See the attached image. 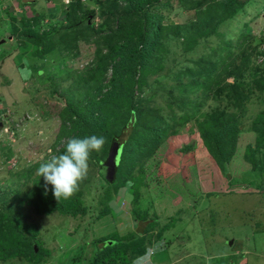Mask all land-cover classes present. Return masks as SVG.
Instances as JSON below:
<instances>
[{"label":"rangeland","instance_id":"374dc122","mask_svg":"<svg viewBox=\"0 0 264 264\" xmlns=\"http://www.w3.org/2000/svg\"><path fill=\"white\" fill-rule=\"evenodd\" d=\"M71 2L0 0V117L4 121L0 125V147L5 145L0 149V198L4 199L3 204L10 205L8 208L12 211L18 207L10 215L8 208H3L0 202V264H225L230 261L234 264H264V187L260 186L264 182V172L252 170L245 159L249 155L248 146L253 150L256 148L255 135L258 133L254 125L257 114L264 107V88L253 86L243 108L231 104L226 107V113L237 115V121L242 125L237 140L232 138L236 151L227 175L212 162L203 145L198 126L202 117L200 111L180 123L171 117L175 112V117L180 118L179 113L182 112L173 101L177 96L182 98L178 77L171 74L153 82L177 60H181L183 65L185 62L192 65L195 58L207 63L210 62L207 58L214 59L208 52L217 48L216 43L221 36L216 32L211 31L206 37L199 36L193 50L185 53H180L181 49L176 52V45L163 39L159 44L160 51L167 48L163 65L157 67L153 61L155 58L151 56V61L138 66L135 72L140 76L148 72L145 73L147 68L153 69L144 76L146 87L142 88L146 93L157 90L144 104L158 107L160 114L171 124L167 137L159 141L152 158L145 162L143 181L146 180L147 184L141 185L140 194L143 193L136 201L133 200L132 186L119 185L117 192L107 201L109 210L93 218L101 207L99 198L102 191L106 189L98 186L99 165L96 162H89L88 174L80 182L79 190L71 196V201L59 200L60 205L72 202L71 205L79 210L75 214L60 210L56 204L50 206L53 200H57L52 189L37 198L30 195L28 201L23 198L25 193L31 192L32 180L40 177L37 175L39 159L55 154L53 144L59 133L61 137L56 148L68 137L64 132L61 135L64 124L61 115L67 102L64 90L68 80L62 76L63 68L57 69V64L54 65L56 57L53 55L58 54V50L53 49V41L47 45L46 53L29 57L32 49L20 44L23 39L19 33L26 22L31 30L55 28L54 34L60 33L62 40L64 32L77 29V24H72L69 29L63 25L68 21L65 9ZM79 2L92 9L87 14L88 22L94 20L95 27L100 30L92 32L89 41L83 38L76 41L78 52L65 58L66 67L67 63L73 68H82L93 60L95 44L92 40L102 39L118 25L104 16L106 10L103 5H112L109 0ZM116 3L121 5L123 1L117 0ZM170 4L168 9L150 7L154 12L169 14L162 23L169 20L184 22L196 15L194 8L189 7V10L179 0H171ZM235 5L237 10L220 21L218 30L233 39L246 36L256 47V52L264 49V0H239ZM122 41L130 44L129 39ZM59 47L73 52V47L63 48V44ZM103 48L107 50V46ZM259 55L258 62L264 59L262 53ZM240 60L241 56L233 62ZM227 61L228 68H231L230 57ZM126 70L123 67L119 69L123 77L129 75ZM110 72L109 67L107 77ZM249 72L242 84L253 83L254 75ZM50 74L57 80L56 90L50 88L51 76L50 79L47 77ZM223 77L233 80L232 76L224 73L218 77V84ZM204 83H207L208 99L199 110L208 105L210 109H223L231 103L226 89L216 92L215 83ZM196 94L197 91H192L186 97L188 108H192ZM70 124L67 121V125ZM128 130L129 127L123 132L122 139ZM262 150L263 146L259 154H264ZM10 189H18L14 198L8 194ZM83 208L85 212L81 210ZM131 209L137 210L138 220ZM131 233L145 239L144 251L134 250L137 241L136 238L129 240ZM103 235L121 237L128 242L122 240L115 245L101 247L100 237ZM29 236L34 237L35 249H40L41 254L35 256L31 249L24 248Z\"/></svg>","mask_w":264,"mask_h":264},{"label":"trees","instance_id":"16d2710c","mask_svg":"<svg viewBox=\"0 0 264 264\" xmlns=\"http://www.w3.org/2000/svg\"><path fill=\"white\" fill-rule=\"evenodd\" d=\"M72 1L65 9L68 21L63 25L69 29L72 24H77V29L64 32L62 40L60 39V33L54 34L55 28L42 31L31 30L26 22L24 24L25 28L22 29L19 35L23 39L20 44L29 46L32 49L33 55L28 53L29 57H38L46 53L44 51L47 45L53 41L55 43L53 49L58 50V54L53 55L56 57L54 65L57 64L55 65L57 69L63 68L62 76L68 80L64 90L67 102L61 115L64 121L61 135L64 132L68 137L61 146L56 148L57 140L60 141L61 137L59 133L53 144L54 153L62 154L65 151L68 139L72 137L103 136L105 138L103 148L99 152H91L89 158V162H96L100 167L111 145L113 143L118 145L114 180L108 181L99 171L98 186L106 189L104 192L102 191V195L99 198L101 207H98L99 210H96L93 218H97L109 210L107 201L111 199L113 193L117 192L119 185L127 184L134 188V201L142 195L143 192L140 194V187L147 184L146 180L143 181L146 175L143 172L145 162L152 158L159 141L164 140L168 135L167 131L170 130L171 124L160 114V109L144 104L145 101H149L154 96L157 90L146 93L142 88L146 82L144 76H147L153 69L151 67L147 68L145 73L148 72L145 75L141 74L138 76L135 73L138 66H145L151 61L149 59L151 56L155 58L153 61L157 67L163 65L162 59L164 58V51L167 49L163 47L160 51L159 44L163 39L175 44L176 52L181 49L180 53H185L193 50L197 41H199V36L206 37L211 31L221 36L216 43L218 49L208 52L210 56L214 57L212 60L210 58L206 59L210 62H202L200 59L195 58L192 65L188 62L183 65L184 63L176 58L175 60L177 61L172 63L173 65L169 66L164 73L159 74L160 76L155 77L153 82L158 81L162 76L171 74L178 77V87L180 93H182V98L177 96V99L175 97L173 101L174 104L182 109V112L179 113L180 118L175 117L177 115L175 112H172L171 117L175 118L177 123H180L183 119H188L200 111L202 117L198 121V126L201 131L203 145L212 157V162L217 164L225 174L229 175L227 170L231 167L233 154H235L234 150L236 151V144L233 145V142H235L233 139L237 140V134L242 129V125H239L237 115L226 113V107L231 104L241 109L245 106V101L251 96L249 91L253 86L259 87V89L264 88V59L257 61L260 56L259 53L264 55V49L260 48L256 52V47L252 45L251 40L245 38L246 36L244 38L238 36L233 39V37L227 36L224 31L218 30L220 21L237 10L235 4L239 0H179V3L189 10L194 8L196 15L195 17L190 16L189 20L184 22L169 20L168 23H162L163 18L169 17L168 13H162L163 11L154 12L150 7L161 6L168 9L171 5V0H122L123 4L121 5L116 3L117 0H109L112 5H103L105 7L104 10H106L104 16L105 18L108 16L112 22L116 21L117 27L111 28L112 30L102 39L98 37V39L92 40L95 44L93 60L82 68H73V66L66 63L67 68L64 65V60L70 55L77 54L76 41L80 38L89 41L90 34L100 30L95 27L94 20L88 22L87 14L92 12V9L89 10L83 7L82 2H79L80 0ZM12 19H14L13 16ZM78 23H80V26H78ZM12 28L16 27L12 26ZM124 38L129 39L130 44H124L122 41ZM62 44L65 46L63 48L67 46L73 47V52L63 50L59 47ZM103 46H107V50H104ZM179 54L176 53V55ZM240 56V62H233L236 58L240 59ZM229 57L232 64L231 68H228L229 63L227 60ZM109 67L111 72L109 77H107ZM120 67L127 69L129 75L123 77L119 72ZM248 71L254 75L253 79H255L253 83L245 85L242 82L247 80ZM224 73L227 76H232L233 80H227L223 77L221 78V84H218V77ZM50 76L51 74L47 77L49 78ZM185 77L186 79L184 80ZM214 79H216V82H214ZM51 80L50 88L56 90L55 83L57 80H55L54 75L51 76ZM205 81L215 83L216 92H223L226 89L227 99L231 103L227 104L223 109L218 107L210 109L208 105L205 107L206 109L199 110L201 106H205L208 99L207 83H204ZM142 91L144 95H140ZM192 91H197V94L193 98L192 108H188L186 97ZM262 100L264 101V98ZM67 121L71 123L70 126L72 128L67 125ZM128 127L130 130L127 131L126 136L122 139L121 136ZM254 129L258 133L255 135L256 148L253 150V148L248 146L249 155H246L245 159L250 163L252 170L261 173V171L264 172V154H259L261 146L264 147V107L256 116ZM2 147H5V145H2ZM8 149L11 148L9 147ZM49 156L50 154L47 157L43 156L38 163L40 164ZM31 165H34V163ZM26 178L29 180L28 177ZM32 181L33 188L30 190L31 192L29 194L25 193L23 196L27 201L30 195L37 198L52 189L50 184H45L43 177L34 178ZM263 183L260 184L261 187H264ZM10 191L8 194L11 193L10 195L13 198L18 193V189H10ZM32 192L34 193L31 194ZM34 194L36 195L34 196ZM70 198H62L61 202L71 201ZM3 200V198H0L1 205L7 210L10 205H5V202L3 204ZM53 201L52 205H50L51 207L56 204L57 207H60V210H67L72 214L79 211L76 210L75 206L71 205L72 202L67 201L60 205L59 200ZM38 208L41 211L44 210L43 207ZM89 208L91 210V207ZM17 209L18 207L12 211V209L8 208L9 214L13 215ZM81 210L85 212V208ZM131 210L133 213L135 212V219L138 220L137 210ZM91 212L93 213V211ZM135 238L137 244L133 246L134 250L144 251L146 246L144 245L145 239L142 240L137 234L131 233L129 240H134ZM100 239L101 247L107 244L112 246L122 242V240L128 242V240L121 237L106 235L101 236ZM25 244L24 248L31 249L32 252L36 253L35 256L42 253L40 249H35L37 244L34 237L29 236ZM25 249H23L24 252H28ZM225 264H234V261Z\"/></svg>","mask_w":264,"mask_h":264},{"label":"clouds","instance_id":"9594fccd","mask_svg":"<svg viewBox=\"0 0 264 264\" xmlns=\"http://www.w3.org/2000/svg\"><path fill=\"white\" fill-rule=\"evenodd\" d=\"M1 123L4 124V121L0 117ZM104 144L103 136L72 137L68 139L62 154H50L40 163L37 175L44 178L46 185L52 186L57 200L68 199L79 190L80 182L88 174L91 152H99Z\"/></svg>","mask_w":264,"mask_h":264},{"label":"water","instance_id":"95a60500","mask_svg":"<svg viewBox=\"0 0 264 264\" xmlns=\"http://www.w3.org/2000/svg\"><path fill=\"white\" fill-rule=\"evenodd\" d=\"M118 152V145L113 143L107 153L104 161L100 164L99 171L108 181H113L115 177L116 155Z\"/></svg>","mask_w":264,"mask_h":264},{"label":"flooded vegetation","instance_id":"af4514ba","mask_svg":"<svg viewBox=\"0 0 264 264\" xmlns=\"http://www.w3.org/2000/svg\"><path fill=\"white\" fill-rule=\"evenodd\" d=\"M223 264V263H222Z\"/></svg>","mask_w":264,"mask_h":264}]
</instances>
